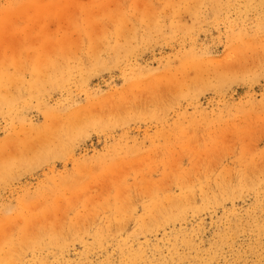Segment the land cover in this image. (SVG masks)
Returning <instances> with one entry per match:
<instances>
[{
  "label": "rangeland",
  "instance_id": "1",
  "mask_svg": "<svg viewBox=\"0 0 264 264\" xmlns=\"http://www.w3.org/2000/svg\"><path fill=\"white\" fill-rule=\"evenodd\" d=\"M0 264H264V0H0Z\"/></svg>",
  "mask_w": 264,
  "mask_h": 264
}]
</instances>
